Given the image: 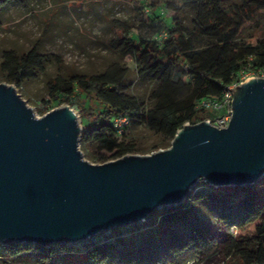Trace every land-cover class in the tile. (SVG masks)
<instances>
[{
    "label": "trees",
    "instance_id": "obj_1",
    "mask_svg": "<svg viewBox=\"0 0 264 264\" xmlns=\"http://www.w3.org/2000/svg\"><path fill=\"white\" fill-rule=\"evenodd\" d=\"M13 1L0 0V12ZM181 2L182 9L192 12L191 29L182 18H174V26H169L160 16L143 12V25L151 28L149 36L134 38L124 27L125 34L111 42L123 58L134 60L138 77L153 85L150 103L130 93L129 67L118 62L98 74L76 72L52 83L50 95L58 104H72L75 97L85 96L88 106L84 103L81 117L89 110L94 122L83 127L80 142L95 147L98 162L170 147L185 123L210 117L205 110H196L198 101L221 96L249 69H264V28L260 24L257 32H247L264 18V0H239L228 6L227 0ZM163 31L166 37L158 38ZM53 59L54 55L35 47L20 57L10 55L6 64L10 82L22 86ZM120 115L130 120L121 137L113 126ZM139 123L161 134L160 142L144 149L127 139L128 130ZM208 208L216 218L205 214ZM232 227L233 232H225ZM31 253L41 254L46 261L65 255L70 264H182L196 259L209 264L215 257L219 262L264 264V177L253 185L220 188L201 180L183 204L164 206L143 222L77 244L0 245V255L11 259Z\"/></svg>",
    "mask_w": 264,
    "mask_h": 264
},
{
    "label": "water",
    "instance_id": "obj_2",
    "mask_svg": "<svg viewBox=\"0 0 264 264\" xmlns=\"http://www.w3.org/2000/svg\"><path fill=\"white\" fill-rule=\"evenodd\" d=\"M231 118L185 123L171 145L90 163L79 115L64 105L36 116L16 87L0 83V245L77 244L143 222L185 202L203 180L214 188L264 177V77L231 89Z\"/></svg>",
    "mask_w": 264,
    "mask_h": 264
},
{
    "label": "rangeland",
    "instance_id": "obj_3",
    "mask_svg": "<svg viewBox=\"0 0 264 264\" xmlns=\"http://www.w3.org/2000/svg\"><path fill=\"white\" fill-rule=\"evenodd\" d=\"M236 2L239 0H227L225 5ZM151 4L155 7H151ZM174 6L177 9H173ZM182 6L181 0H15L0 12V83L14 85L17 93L38 117L70 105L78 113L82 127H92L94 120L89 110L82 113L81 117V108L86 103L85 96L75 97L72 104H58L50 95L52 83L58 78L68 79L76 72L98 74L118 62L129 67L128 83L132 86L130 93L150 103L149 95L153 85L138 77L134 60L123 58L112 48L111 42L116 36L125 34L124 27L131 30L134 38L149 36L151 28L144 27L143 12L152 18L160 16L169 26H174V18H182L183 23L191 29L192 12L188 8L182 9ZM257 20L258 25L256 22L250 26L248 33L257 32L260 24L264 28V18ZM34 47L42 53L54 55L55 59L49 61L45 70L38 73L35 79L24 81L22 86L11 83L10 68L6 66L9 56L20 57ZM178 79L179 75L175 77V80ZM91 105L95 106L93 100ZM206 114L210 117L219 115L213 111H207ZM127 139L134 140L139 147L149 149L154 143L160 142L161 134L148 125L139 123L128 130ZM79 149L90 163L101 164L97 161L95 147L84 146L80 142ZM207 210L205 214L216 218L213 209ZM224 230L233 232L234 228ZM202 263L196 259L182 264ZM0 264L70 263L65 255L46 261L41 254L31 253L12 259L0 255ZM209 264L235 262H219L215 257Z\"/></svg>",
    "mask_w": 264,
    "mask_h": 264
},
{
    "label": "built area",
    "instance_id": "obj_4",
    "mask_svg": "<svg viewBox=\"0 0 264 264\" xmlns=\"http://www.w3.org/2000/svg\"><path fill=\"white\" fill-rule=\"evenodd\" d=\"M166 37V32L163 31L158 38ZM248 74L250 76L248 77ZM250 77H264V69H249L244 72L238 81L235 83L228 85L224 92L219 97H205L197 102L196 110H205L218 112L219 115L215 117H209L211 124L217 126L219 128L227 127L231 118V103L233 98L232 88L237 86L238 84L242 83L244 80ZM130 124V120L128 116L120 115L116 116L113 119V126L116 130V133L121 137L127 131V128Z\"/></svg>",
    "mask_w": 264,
    "mask_h": 264
}]
</instances>
